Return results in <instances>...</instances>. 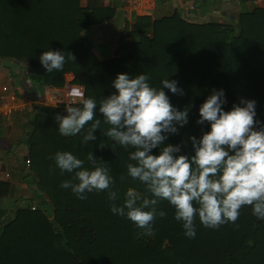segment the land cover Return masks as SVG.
Segmentation results:
<instances>
[{
  "label": "trees",
  "instance_id": "trees-1",
  "mask_svg": "<svg viewBox=\"0 0 264 264\" xmlns=\"http://www.w3.org/2000/svg\"><path fill=\"white\" fill-rule=\"evenodd\" d=\"M114 14L106 0H0V58L24 62L32 71L29 80L34 87H62L64 75L72 73V83L81 85L85 97L97 101L115 92L112 81L118 73L147 74L149 83L159 88L163 79L174 80L183 95L167 88L170 103L178 110L188 108V123L176 125L178 133L167 134L164 144L179 145L175 155L195 154L190 137L200 138L209 130L198 124L199 107L222 89L229 111L241 100L255 101L256 128L264 126V8L239 13L227 22L199 21L177 10L152 19L149 15H132L131 26L124 24L116 34L110 55L97 57L94 44L85 31L101 27ZM130 20V21H131ZM57 50L67 59L61 72L46 73L40 64L43 51ZM102 51V49L100 50ZM43 102V101H42ZM36 104L32 113L27 147V178H30L41 200L33 209L26 206L6 209L0 206V264H264V219H258L250 206L240 210L235 223L219 228L203 226L196 220V234L189 238L182 224L174 218V209L160 201L159 211L149 237L127 217L110 210L108 192L86 193L79 199L61 182L72 173L61 174L54 156L69 151L85 160L89 152L97 163H107L118 192L115 203H122L129 187L143 190L139 181L126 174L129 152L113 144L104 132L109 125L101 119L96 140L83 144V134L63 136L55 120L67 115L61 108ZM59 105V104H58ZM74 106H79L75 104ZM100 143L104 145L101 146ZM114 148V150L112 149ZM160 148L152 149L158 155ZM134 163V162H133ZM8 183L0 181V198L6 195ZM32 204V203H31Z\"/></svg>",
  "mask_w": 264,
  "mask_h": 264
},
{
  "label": "clouds",
  "instance_id": "clouds-1",
  "mask_svg": "<svg viewBox=\"0 0 264 264\" xmlns=\"http://www.w3.org/2000/svg\"><path fill=\"white\" fill-rule=\"evenodd\" d=\"M67 59L74 62L75 56L66 58L57 50L43 51L39 56L46 73L63 71ZM148 81L144 73H118L112 81L115 92L99 101L85 97L83 87L73 83L82 90H76V99L66 105L67 115L55 117L63 136L78 135L90 125L83 134L82 142L87 145L96 140L93 133L101 127V119L96 118L99 105L103 122L110 126L104 135L115 145L133 149L128 157L132 162L126 164L121 182L130 177L139 181L143 190L129 187L122 203H115L118 192L111 190L115 180L107 163L98 164L89 152L86 159L92 167L86 168L85 160L69 151H57L50 157L61 174H73L61 187L70 188L79 199H85L86 193L107 191L110 210L145 229L149 237L154 235L156 217L166 215L157 208L160 201L172 206L174 218L189 238L195 237L197 218L205 227L219 228L235 223L240 210L250 206L253 215L264 219V126L256 128L255 101L242 99L243 106L234 104L225 111L223 90L213 89L200 105L197 120L198 124L207 122L209 130L199 139L190 137L194 155H175L180 146L165 145L164 141L168 133H178L176 125L188 123V108L178 110L163 88L179 95L183 90L174 80L163 79L159 88ZM77 103L79 106H74ZM154 148H160L158 155L152 154Z\"/></svg>",
  "mask_w": 264,
  "mask_h": 264
},
{
  "label": "crops",
  "instance_id": "crops-1",
  "mask_svg": "<svg viewBox=\"0 0 264 264\" xmlns=\"http://www.w3.org/2000/svg\"><path fill=\"white\" fill-rule=\"evenodd\" d=\"M85 1L80 0L81 4H85ZM106 1L114 8V14L101 28H104L102 30L105 32L104 35L110 34L108 37L110 41L112 37L116 38V34L124 24L131 26L132 20L124 22L125 18L120 9L122 0ZM256 7L264 8V0H159L147 11L150 10L149 14L154 13L153 16L149 15L152 19H158L177 10L182 15L199 21L224 23L228 19L235 20L239 13L249 12ZM144 15H147L146 12ZM92 28L100 27L94 26L88 29ZM29 74H33V71L24 62L0 58V101L13 95L15 101L22 102L29 98L35 102V106L41 104L38 97H42L44 100L42 103L59 108L64 101V87L73 84L72 73L68 72L64 75L63 88L34 87L30 83ZM61 90L64 92L61 93ZM57 102L61 104L58 105ZM31 121L32 113L30 114L26 109L17 108L9 115H0V181L8 183L6 195L0 198L2 208L13 210L17 207L16 204L26 206V202L37 203L40 199V194L31 179L24 175L27 171L25 138Z\"/></svg>",
  "mask_w": 264,
  "mask_h": 264
},
{
  "label": "built area",
  "instance_id": "built-area-1",
  "mask_svg": "<svg viewBox=\"0 0 264 264\" xmlns=\"http://www.w3.org/2000/svg\"><path fill=\"white\" fill-rule=\"evenodd\" d=\"M159 0H122V4L120 5V9L122 15L124 16V22H130L131 16L134 15H144L147 9H150L156 2ZM132 14V15H131ZM82 90L81 87L69 84L66 86V90L64 92V101L62 103V109L64 112L66 111V105L73 99L74 92L76 90ZM38 101H44L42 97H38ZM35 102L29 98L24 99L22 102L15 101V97L10 95L8 97L3 98L0 101V115H9L15 109H26L28 111L34 110ZM7 174V173H6ZM33 209V206L29 207Z\"/></svg>",
  "mask_w": 264,
  "mask_h": 264
},
{
  "label": "rangeland",
  "instance_id": "rangeland-1",
  "mask_svg": "<svg viewBox=\"0 0 264 264\" xmlns=\"http://www.w3.org/2000/svg\"><path fill=\"white\" fill-rule=\"evenodd\" d=\"M149 12H150V10H148V11H146V14L147 15H152L153 16V14L154 13H152V14H149ZM99 28V27H98ZM104 28H99V29H87L86 31H85V34L87 35V37L89 38V39H91V41L93 42V44H94V53L97 55V57H99V58H102V56L100 55V52H102V53H105V54H102L103 56H107L108 54L110 55V53H111V50H112V47L114 46V44L116 43V39H117V37L116 38H113L112 36V38L110 39V41L108 40V37L110 36V34L108 35V34H105L104 35V31L102 32V30H103ZM102 49V51H100ZM108 55V56H109ZM107 56V57H108ZM63 88V87H62ZM66 90V87H64V91ZM64 91H62L61 90V93H63ZM64 94V93H63ZM61 98H62V96H61ZM48 103H49V101H47ZM56 104H61V102H57ZM40 200H41V196H40ZM12 203V202H11ZM25 204V203H24ZM34 203H30V204H28L27 202H26V207H30V206H32ZM13 206V205H12ZM16 206L17 207H19V204H16ZM14 207V206H13Z\"/></svg>",
  "mask_w": 264,
  "mask_h": 264
}]
</instances>
